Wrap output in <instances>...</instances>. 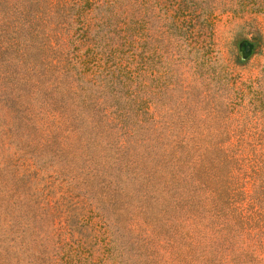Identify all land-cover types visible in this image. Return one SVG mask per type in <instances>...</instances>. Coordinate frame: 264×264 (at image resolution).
<instances>
[{
  "label": "rangeland",
  "instance_id": "rangeland-1",
  "mask_svg": "<svg viewBox=\"0 0 264 264\" xmlns=\"http://www.w3.org/2000/svg\"><path fill=\"white\" fill-rule=\"evenodd\" d=\"M0 264H264V0H0Z\"/></svg>",
  "mask_w": 264,
  "mask_h": 264
}]
</instances>
